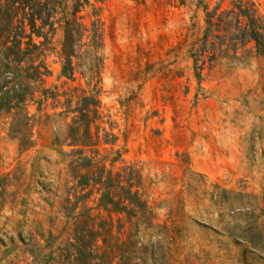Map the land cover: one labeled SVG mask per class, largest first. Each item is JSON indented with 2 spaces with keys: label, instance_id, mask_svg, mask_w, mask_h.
<instances>
[{
  "label": "rangeland",
  "instance_id": "1",
  "mask_svg": "<svg viewBox=\"0 0 264 264\" xmlns=\"http://www.w3.org/2000/svg\"><path fill=\"white\" fill-rule=\"evenodd\" d=\"M74 1L37 41L49 93L18 130L0 111V264H264V0H77L101 8V62L83 46L68 79ZM95 89L94 145L75 146Z\"/></svg>",
  "mask_w": 264,
  "mask_h": 264
},
{
  "label": "trees",
  "instance_id": "2",
  "mask_svg": "<svg viewBox=\"0 0 264 264\" xmlns=\"http://www.w3.org/2000/svg\"><path fill=\"white\" fill-rule=\"evenodd\" d=\"M57 1L59 0L52 2V8H47V4H41L37 0H0V25L5 29L3 33H0V111L11 117L13 128L16 130L25 125L21 120L24 122L28 120L25 107L27 95L32 96L38 89L42 96L49 93L48 90L40 88L43 78L49 72L45 64L38 60L42 42L37 41L48 40V36L42 32L43 26L47 25L52 34L51 19L53 20L52 15L56 10L53 3ZM84 9L85 5L75 0L71 6V12L66 18L63 17V40L60 50L61 76L68 79H72L73 75L72 59L83 46H87L89 50L85 53L86 55L91 56L94 61L101 62L97 57L102 49L101 8H93L87 16H79ZM86 17L91 19L89 26L84 23ZM84 39L87 45L83 43ZM251 39L257 40L254 35ZM82 93L85 94L84 91ZM76 103L77 106L71 111L76 116L69 128V138L75 146H92L94 144L90 127L94 121L93 117L98 114L97 90L89 91V96L78 98ZM128 195L130 205L132 201L138 202L137 192H128ZM110 203L114 206L117 204L111 199ZM124 209L129 214L134 213L133 209Z\"/></svg>",
  "mask_w": 264,
  "mask_h": 264
}]
</instances>
